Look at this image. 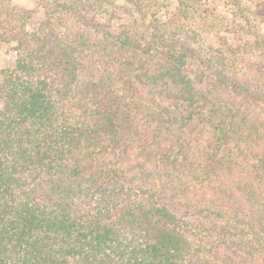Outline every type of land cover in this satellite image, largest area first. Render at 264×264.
Listing matches in <instances>:
<instances>
[{"label": "trees", "instance_id": "trees-1", "mask_svg": "<svg viewBox=\"0 0 264 264\" xmlns=\"http://www.w3.org/2000/svg\"><path fill=\"white\" fill-rule=\"evenodd\" d=\"M105 1L0 0V264H264L255 11L214 45L210 0Z\"/></svg>", "mask_w": 264, "mask_h": 264}, {"label": "rangeland", "instance_id": "rangeland-1", "mask_svg": "<svg viewBox=\"0 0 264 264\" xmlns=\"http://www.w3.org/2000/svg\"><path fill=\"white\" fill-rule=\"evenodd\" d=\"M13 1L18 5L28 8H32L35 4V0ZM103 3L108 4V10L111 13L98 12L97 18L101 21H106L107 23L109 21V23L113 25L119 23H126L129 25L138 17L137 12L133 10V7L125 0H113L112 3L111 1H105ZM236 3L239 4V9L242 8L245 14H248L249 10L255 11L257 18L254 20V23L257 22V28L264 33V0H238ZM238 4L235 5L231 2L230 6L224 0H210V4L206 6L209 12L212 11V14L221 16L219 18L215 17V19L212 20L209 19L206 14L203 17L198 14L194 17L193 26L195 28H201L206 35V40L212 42L214 45L224 42L225 44L236 46L239 44V35L235 34L236 32L233 29V24H237L240 20V18L238 20L239 9L236 7ZM157 5L158 7H155V10L159 15L165 18L166 14L169 15L171 11H174L176 7L180 6V0H159ZM228 7H231L230 9L238 14L236 18ZM248 15L251 16V14ZM13 45V43L8 44L0 42V71L9 66L13 61L15 57Z\"/></svg>", "mask_w": 264, "mask_h": 264}]
</instances>
